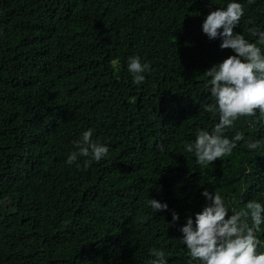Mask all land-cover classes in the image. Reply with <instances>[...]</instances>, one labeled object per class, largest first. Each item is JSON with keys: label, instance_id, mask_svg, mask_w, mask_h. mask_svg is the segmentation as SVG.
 <instances>
[{"label": "trees", "instance_id": "1", "mask_svg": "<svg viewBox=\"0 0 264 264\" xmlns=\"http://www.w3.org/2000/svg\"><path fill=\"white\" fill-rule=\"evenodd\" d=\"M228 2L0 0V264H151L153 249L168 264H199L180 229L189 217L195 226L205 189L224 198L229 216L248 201L264 204L259 111L225 129L244 135L230 155L206 168L182 157L185 141L218 123L204 111L214 99L203 73L234 53L201 26ZM237 2L235 31L256 43L247 29L264 31V0ZM133 55L150 63L140 85L127 70ZM88 128L108 155L68 165ZM254 140L260 147L249 150ZM131 162L138 169L126 177ZM148 199L168 210L155 212ZM257 236L264 251V224Z\"/></svg>", "mask_w": 264, "mask_h": 264}, {"label": "clouds", "instance_id": "2", "mask_svg": "<svg viewBox=\"0 0 264 264\" xmlns=\"http://www.w3.org/2000/svg\"><path fill=\"white\" fill-rule=\"evenodd\" d=\"M172 11L170 16H174ZM244 16V7L237 0H229L226 7H216L209 11L202 23V32L209 40L221 38V49H231L234 55L228 56L218 65H213L203 75L210 79V94L214 103L204 106V111L218 115V123L209 132L198 130L193 142H184L187 153L195 156V164L206 168L221 157L230 155L237 143L244 140L242 132H235L228 138L225 129L232 128L241 117H254L257 111L264 116V52L257 44L264 45V31L252 26L247 29L256 43L250 42L235 29ZM246 23L252 24L251 20ZM127 70L132 82L140 85L145 74L151 70L150 63H142L139 56H129ZM94 129L88 128L79 140L73 141L74 151L67 157L66 163L72 165L79 157H90L84 161V167L91 161L100 162L109 152L106 145L92 139ZM261 141L246 142L249 150L260 147ZM161 151L163 146L158 145ZM79 167V165H77ZM134 162L127 164L124 174L131 177L137 171ZM250 172L251 169H248ZM207 203L202 211L188 218L180 229V243L185 245L194 261L199 264H264V251H258L261 241L257 233L264 224V204L256 200L248 201L242 210L229 209L224 198L218 192H202ZM148 205L155 211H166L168 205L155 199H148ZM227 217V218H226ZM178 214L172 212V221L178 220ZM155 257L151 264H168L164 251L151 250Z\"/></svg>", "mask_w": 264, "mask_h": 264}, {"label": "rangeland", "instance_id": "3", "mask_svg": "<svg viewBox=\"0 0 264 264\" xmlns=\"http://www.w3.org/2000/svg\"><path fill=\"white\" fill-rule=\"evenodd\" d=\"M171 13H172V11L171 12H168V13H166V14H170L171 15ZM181 10H178V11H174V16L173 17H176V16H178V17H180L181 16ZM153 124V123H152ZM151 128H152V125L149 127V132H150V130H151ZM188 156H190V157H192L193 158V160H194V162H195V156H194V154H192V153H189V154H185V155H182V157H188Z\"/></svg>", "mask_w": 264, "mask_h": 264}]
</instances>
